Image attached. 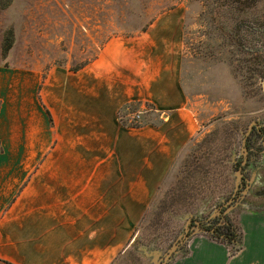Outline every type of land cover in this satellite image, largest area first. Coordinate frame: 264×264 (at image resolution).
Returning <instances> with one entry per match:
<instances>
[{"label":"rangeland","instance_id":"1","mask_svg":"<svg viewBox=\"0 0 264 264\" xmlns=\"http://www.w3.org/2000/svg\"><path fill=\"white\" fill-rule=\"evenodd\" d=\"M239 1L231 13L223 10L227 19L211 21V0H0V67L14 72L6 102L17 110L30 108L26 121L37 130L42 123L40 92L57 69L77 72L105 46L147 49L146 33L137 31L143 25L177 26L166 32L175 29L177 38L168 39L164 51L179 58L184 89L204 128L138 222L125 224L113 208L110 227L95 225L97 237L111 228L109 255L97 256V264H163L193 221L223 218L221 210H228L243 245L223 244L190 228L193 234L168 264H264V0ZM161 30H154L157 36L163 35ZM6 35L14 42L8 55L3 53ZM5 85L1 80L0 89ZM199 93L204 96L197 97ZM140 111L142 123L129 124ZM159 117L151 104L142 102L127 103L119 112L120 122L129 128L158 123ZM254 123L259 127L254 126L246 143L252 161L246 166L249 185L241 188L235 166L244 162V139ZM197 168L210 177L204 190L211 191H194L189 210L171 205L167 194L172 196L186 176L192 175L186 180L188 189L198 188ZM160 205L162 216L157 215Z\"/></svg>","mask_w":264,"mask_h":264},{"label":"crops","instance_id":"2","mask_svg":"<svg viewBox=\"0 0 264 264\" xmlns=\"http://www.w3.org/2000/svg\"><path fill=\"white\" fill-rule=\"evenodd\" d=\"M156 25L145 32L147 49L105 46L77 72L57 69L50 79L61 82L47 78L40 92L38 130L26 121L30 108L6 102L14 72L0 67L1 261L97 264L109 255L111 228L97 237L95 225L110 227L113 208L125 224L138 222L202 132L179 58L164 51L177 26ZM141 102L159 122L123 126L122 107Z\"/></svg>","mask_w":264,"mask_h":264},{"label":"trees","instance_id":"3","mask_svg":"<svg viewBox=\"0 0 264 264\" xmlns=\"http://www.w3.org/2000/svg\"><path fill=\"white\" fill-rule=\"evenodd\" d=\"M211 1H212V3L210 4V6L208 8H211L212 12L207 13L208 17L211 18V21H216L218 19L221 20V19H225V18L227 19L228 14L226 13L227 16L225 14H223V10L228 9L230 11V13H231V11L234 8H237L236 6L240 3L239 0H211ZM223 16H225V18ZM150 25H143L141 28H138L137 31L141 32V33H144V32L147 31V27L150 26ZM10 39L11 38L10 37L8 38V36L6 35L5 43H4V46H3L4 55H8V52L14 46V42H12ZM75 70L78 71L80 69H75ZM241 90H242V92L244 91V89L242 87H241ZM48 114H49V117H50V119L52 121L50 112H48ZM121 122H122V124L124 126H126V127L128 126L126 123H123V121H121ZM220 124L221 125H227L226 123H223V122L220 123ZM215 134H216V132H215ZM262 136H264V133H263ZM247 146H248V149L250 151L251 150L250 146L248 144H247ZM190 158L191 157H189V159ZM204 158H205V155H203L201 157V159H204ZM251 162L252 161H251V158H250V155H249V161H248L246 166L250 165ZM215 163H217V161H215ZM242 163H243V161H241V160L237 161L235 169H236V171H240L241 170L242 173L244 174V176L241 178V185H240L241 188H244L247 185L246 182H247V179H248V175L246 173L247 167L245 166L243 168L242 167ZM196 170H197V173L199 174V176L201 178V180L198 183V188L189 190L188 189L189 187L187 185V181L186 180H189V177L192 176V175L186 176V178H184L181 181H179V184H178L177 188L174 189L172 191V193H171L172 196H170V194H167L166 200L167 199H171L173 201V202H171V205H175V203H176L179 206V208L181 207V208H186L187 210H189L192 207L193 200L196 199L195 197L199 193H206L207 191H211V190H204V188H206V187L208 189V186H207L206 183H207V181L209 180L210 177H208L207 174L200 173L201 170H199V168H197ZM208 174H209V172H208ZM194 191H198L196 196L193 194ZM238 199H239V196L237 197V200ZM234 200H235V202H237L236 199H234ZM161 204H162V202H161ZM232 206H233V204L230 207H232ZM154 207H155V205H154ZM227 211L228 210H221L220 214L224 215L223 218L215 217V219L209 220L207 222V224L199 222V221H193V223L191 224L190 228L192 230H193V228L198 229V230H199V228H202V229L207 231L206 234H208L213 240H215L217 242L219 241L220 243H223V244L234 245V247H236V248L238 247L239 248V247H241L243 245V237L241 236V234H239V229H236V227H234V225L232 224L233 221L227 215ZM163 213H164L163 212V207H162V205H160L158 207L157 215L158 216H162ZM221 219L224 222H222ZM220 222H222L223 225H220L219 224ZM197 223H200V227L197 225ZM192 234H193V232H189L188 237H191ZM180 250H181V248L179 249V251Z\"/></svg>","mask_w":264,"mask_h":264},{"label":"water","instance_id":"4","mask_svg":"<svg viewBox=\"0 0 264 264\" xmlns=\"http://www.w3.org/2000/svg\"><path fill=\"white\" fill-rule=\"evenodd\" d=\"M254 126H256V127H259V124L258 123H254V125L250 128V130L247 132V134H246V136H245V139H244V152H245V154H244V162H243V164H246L247 165V163H248V161H249V156H248V147L246 146V143H247V140H248V137L250 136V134H251V131L253 130V128H254ZM245 165V166H246ZM239 173H240V175H241V178L244 176V174L242 173V171L240 170V171H238ZM247 186L249 185V179H247ZM228 205H230V204H228ZM191 223V222H190ZM197 225L200 227V223H197ZM199 230L200 231H202V232H207L206 230H204V229H202V228H199ZM189 231H190V228H188L187 229V231H186V233H185V235L181 238V240L180 241H178V243H176L172 248H171V250H170V252L168 253V255L166 256V258H165V260H164V262H163V264H168L169 262H170V260L174 257V255L176 254V253H178V251H179V249L184 245V243L186 242V240L188 239V234H189Z\"/></svg>","mask_w":264,"mask_h":264},{"label":"built area","instance_id":"5","mask_svg":"<svg viewBox=\"0 0 264 264\" xmlns=\"http://www.w3.org/2000/svg\"><path fill=\"white\" fill-rule=\"evenodd\" d=\"M142 112H135L133 115H131L130 119L128 120L129 124L138 125L142 123Z\"/></svg>","mask_w":264,"mask_h":264}]
</instances>
